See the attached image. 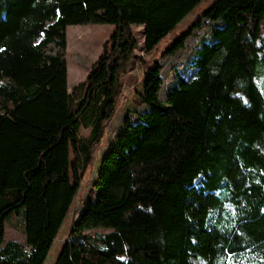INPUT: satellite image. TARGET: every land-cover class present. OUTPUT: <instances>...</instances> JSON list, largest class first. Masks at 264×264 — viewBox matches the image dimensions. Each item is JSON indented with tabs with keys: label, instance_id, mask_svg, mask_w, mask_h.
<instances>
[{
	"label": "trees",
	"instance_id": "obj_1",
	"mask_svg": "<svg viewBox=\"0 0 264 264\" xmlns=\"http://www.w3.org/2000/svg\"><path fill=\"white\" fill-rule=\"evenodd\" d=\"M202 1L0 0V264L45 262L114 115L132 26L149 54ZM88 24L114 32L68 92L66 30ZM263 27L264 0H215L161 54L210 32L165 101L162 63L147 68L144 111L125 114L54 264H264ZM13 215L25 244L3 245Z\"/></svg>",
	"mask_w": 264,
	"mask_h": 264
},
{
	"label": "rangeland",
	"instance_id": "obj_2",
	"mask_svg": "<svg viewBox=\"0 0 264 264\" xmlns=\"http://www.w3.org/2000/svg\"><path fill=\"white\" fill-rule=\"evenodd\" d=\"M214 2L215 0H203L171 33L164 37L149 54H146L144 50L142 27L132 26L131 29L135 35L138 46L134 51L127 72L122 76L114 115L111 120L106 123L102 139L94 147L92 164L84 175L75 200L43 264L55 263L62 244L65 242L75 219L82 211V205L88 200L92 187L97 181L100 162L106 155L108 148L113 145L117 133L122 128L125 114L131 113L133 115L135 112L141 113L144 111V108L137 107L136 105L135 92L139 90L141 79L147 68L155 62H161L163 65L164 70L161 74L163 87L160 93V99L162 101H165V96L169 88L174 85L176 72L179 76L186 79L193 75L194 71L190 68V62L194 57L196 49H198L202 43L210 41L211 36L209 31L206 30L202 32L198 38L187 42L184 50L175 53L164 61L161 60V54ZM221 26V24L214 25V27ZM113 32L114 27L106 24H88L86 26H69L67 28L65 60L67 65L68 92H71L73 87L85 79L91 66L100 56L104 42L110 38ZM260 44L264 45V27L260 34ZM260 72L264 75V68L260 69ZM258 84L264 99V77L259 79ZM88 133V129L82 128L80 137L86 139ZM96 231L99 233L109 232V230L104 229H98ZM94 232V230H91L85 232V234L92 235ZM8 242L25 244L23 221H21V217L13 215L5 222L3 245Z\"/></svg>",
	"mask_w": 264,
	"mask_h": 264
},
{
	"label": "snow or ice",
	"instance_id": "obj_3",
	"mask_svg": "<svg viewBox=\"0 0 264 264\" xmlns=\"http://www.w3.org/2000/svg\"><path fill=\"white\" fill-rule=\"evenodd\" d=\"M245 103H247V101H245Z\"/></svg>",
	"mask_w": 264,
	"mask_h": 264
}]
</instances>
